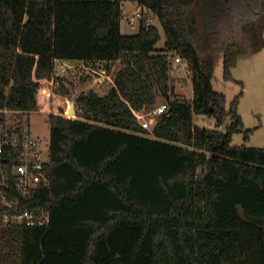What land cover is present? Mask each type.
Listing matches in <instances>:
<instances>
[{
  "label": "trees",
  "instance_id": "16d2710c",
  "mask_svg": "<svg viewBox=\"0 0 264 264\" xmlns=\"http://www.w3.org/2000/svg\"><path fill=\"white\" fill-rule=\"evenodd\" d=\"M136 2L159 24L124 35L122 0H0V111L11 112L1 118L22 134L24 115L50 113L48 183L24 194L11 180L16 204H0L50 220L0 226V264H264V147L232 144L253 132L239 114L244 91L227 107L213 86L221 59L235 81L232 70L261 47L264 0ZM177 59L192 100L175 95ZM58 61L120 66L104 93L76 95L78 117H63L54 96L75 82L57 75ZM163 99L169 108L143 128L134 111ZM201 116L231 124L201 127ZM19 163L6 162L11 179Z\"/></svg>",
  "mask_w": 264,
  "mask_h": 264
},
{
  "label": "rangeland",
  "instance_id": "374dc122",
  "mask_svg": "<svg viewBox=\"0 0 264 264\" xmlns=\"http://www.w3.org/2000/svg\"><path fill=\"white\" fill-rule=\"evenodd\" d=\"M255 8L259 9L260 6L257 4ZM122 9L123 17L120 21L121 33L124 35L137 34L140 30L141 22L139 19H134L133 17L136 16L137 11L140 9L139 4L136 0H128L122 3ZM153 22L155 25L159 24L156 17H154ZM162 36L163 38L157 44V48H163L164 46L165 39L163 32ZM258 41L261 45L259 50L250 57L242 59L238 63V66L232 70L235 81H226L224 79L222 59L217 64L214 73V90L227 97V107L230 106V103L237 95L244 91L240 100L239 114L242 116L245 129L253 130V132L249 133L248 140L245 139V133L235 134L232 144L236 146L246 144L252 147H264V29ZM104 66V63L58 61L56 67L57 75L68 77L71 81L75 82V85L69 96L55 94L53 113L62 114L63 117H65V115H71L68 111L71 105L75 103L77 110L75 117H78V109L75 101V97L78 93L88 91L91 88H94L100 93H104L107 88L110 87V83L112 82L104 80L101 76V71L104 69L101 70L100 68ZM112 66V72H114L120 66V62ZM90 74L92 75V79L88 82H82V76ZM238 82L243 84L244 89ZM171 84L174 86L175 95L179 99L192 100L194 98L190 74L185 63H174V67L171 71ZM175 95L172 96L173 99ZM161 101L162 100H159V104L156 108L160 106L162 103ZM151 111H153V109H146L145 113ZM49 115L50 113L41 111H35L24 115L26 129L32 135L39 138L45 146H48L50 141ZM72 116H74V114ZM195 123L201 127L209 129L218 128L220 131L225 132L227 127L231 124V120L227 119L220 127H217L216 119L201 116L195 118Z\"/></svg>",
  "mask_w": 264,
  "mask_h": 264
},
{
  "label": "built area",
  "instance_id": "2783aa9c",
  "mask_svg": "<svg viewBox=\"0 0 264 264\" xmlns=\"http://www.w3.org/2000/svg\"><path fill=\"white\" fill-rule=\"evenodd\" d=\"M128 0H122V3ZM140 6V5H139ZM154 14L149 9L140 6L134 19H139L140 22L145 21L146 26L154 24ZM176 62H181L177 59ZM115 72V71H114ZM114 72L109 70H102L101 76L104 80L113 83ZM169 105L162 103L153 111L145 113V110L134 111V115L145 129H150L155 124L160 116H162ZM2 114H11V112L4 110L0 111V204L11 208L16 202L10 196L9 181L14 180L15 186L24 194L31 189L38 187L41 183H48V175L44 171V166L49 162L48 146L44 145L42 141L32 135L26 128L22 134L10 133L9 126L5 124L1 118ZM19 150V155H17ZM16 157L20 160L19 164H14L12 167L11 177L5 172L6 162ZM50 220L46 212L37 215L29 210L20 213H10L0 211V226L12 224L19 226H36L44 225Z\"/></svg>",
  "mask_w": 264,
  "mask_h": 264
},
{
  "label": "water",
  "instance_id": "95a60500",
  "mask_svg": "<svg viewBox=\"0 0 264 264\" xmlns=\"http://www.w3.org/2000/svg\"><path fill=\"white\" fill-rule=\"evenodd\" d=\"M163 102L168 104L169 105V102L167 99H163ZM69 114H76L77 113V110H76V106H75V103H73L68 111ZM70 119V118H69Z\"/></svg>",
  "mask_w": 264,
  "mask_h": 264
}]
</instances>
